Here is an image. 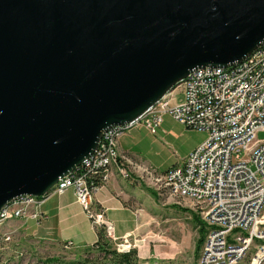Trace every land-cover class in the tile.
<instances>
[{
  "label": "water",
  "instance_id": "1",
  "mask_svg": "<svg viewBox=\"0 0 264 264\" xmlns=\"http://www.w3.org/2000/svg\"><path fill=\"white\" fill-rule=\"evenodd\" d=\"M264 45V0H0V212L47 197L194 70Z\"/></svg>",
  "mask_w": 264,
  "mask_h": 264
},
{
  "label": "built area",
  "instance_id": "2",
  "mask_svg": "<svg viewBox=\"0 0 264 264\" xmlns=\"http://www.w3.org/2000/svg\"><path fill=\"white\" fill-rule=\"evenodd\" d=\"M176 88L185 95L182 103L173 101ZM166 114L208 134L182 166L161 175L146 170L167 194L202 207L210 228L203 264H240L252 247L251 264H264V142L257 139L264 131V45L232 67L194 70L142 117L105 132L94 154L61 178L49 195L74 190L93 227L116 241L114 226L95 207V196L111 180L114 168L130 178L119 152L120 138L140 125L156 134ZM46 198L22 197L1 210L0 246L12 239V233L4 231L11 221L47 220L41 211ZM129 238H123L118 253L131 251Z\"/></svg>",
  "mask_w": 264,
  "mask_h": 264
},
{
  "label": "rangeland",
  "instance_id": "3",
  "mask_svg": "<svg viewBox=\"0 0 264 264\" xmlns=\"http://www.w3.org/2000/svg\"><path fill=\"white\" fill-rule=\"evenodd\" d=\"M184 100L182 89L176 88L174 103ZM140 126L120 138V148L135 152L158 172L182 166L208 137L204 131L181 125L169 114L163 116V123L156 134L144 125ZM257 139L264 142V131L257 134ZM131 165L134 169L135 166ZM145 182L149 186H144V191L151 198L144 210L152 214L154 220L126 235L130 236L126 246L138 252V264H203L202 251L210 228L203 218L202 207L191 200L167 194L153 178ZM201 228H204L205 240L199 247ZM11 233V241L0 248V264H112L110 257L107 258L100 249L38 243L21 234ZM105 236L108 249L116 252L126 237H116L113 241ZM254 253L255 248L252 247L240 264H251Z\"/></svg>",
  "mask_w": 264,
  "mask_h": 264
},
{
  "label": "crops",
  "instance_id": "4",
  "mask_svg": "<svg viewBox=\"0 0 264 264\" xmlns=\"http://www.w3.org/2000/svg\"><path fill=\"white\" fill-rule=\"evenodd\" d=\"M119 152L125 158V168L130 178L124 179L114 168L111 180L99 189L94 203L97 210L103 212L114 226L116 237L123 238L154 220V216L144 210L151 198L144 191V186H149L145 181H150L146 170L161 175L170 168L164 172L156 171L135 152L122 150L120 141ZM131 163L135 166L134 169ZM41 211L48 217L47 220H13L4 231L21 234L38 243L65 245L72 242L77 248L92 247L97 243V230L77 202L74 190L70 189L62 195L50 194Z\"/></svg>",
  "mask_w": 264,
  "mask_h": 264
},
{
  "label": "trees",
  "instance_id": "5",
  "mask_svg": "<svg viewBox=\"0 0 264 264\" xmlns=\"http://www.w3.org/2000/svg\"><path fill=\"white\" fill-rule=\"evenodd\" d=\"M200 234H201V238L199 241V247L204 244V240H205L204 228H201ZM97 237H98V241L95 245L90 247L91 250L100 249V251L105 253V256L107 258L110 257L111 259L110 261L112 262V264H138V252L136 250H132L129 253H124V254H120L116 251H110L108 249L109 246L106 241L105 231L102 228L97 230Z\"/></svg>",
  "mask_w": 264,
  "mask_h": 264
}]
</instances>
